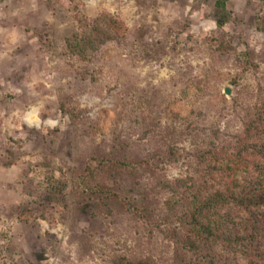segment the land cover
Returning a JSON list of instances; mask_svg holds the SVG:
<instances>
[{"label": "rangeland", "instance_id": "374dc122", "mask_svg": "<svg viewBox=\"0 0 264 264\" xmlns=\"http://www.w3.org/2000/svg\"><path fill=\"white\" fill-rule=\"evenodd\" d=\"M227 8L219 27L214 0H0V264L264 257V224L231 209L252 246L186 249L184 186L264 105V0ZM83 37L96 49L73 53Z\"/></svg>", "mask_w": 264, "mask_h": 264}, {"label": "trees", "instance_id": "16d2710c", "mask_svg": "<svg viewBox=\"0 0 264 264\" xmlns=\"http://www.w3.org/2000/svg\"><path fill=\"white\" fill-rule=\"evenodd\" d=\"M214 1L216 9L221 12L218 25L224 27L227 23L225 15L228 13L229 0ZM96 44L97 39L83 37L70 44V48L75 54H84L95 50ZM259 112L257 119L248 128L249 138L246 139L242 151L236 156H227L228 165L225 156L214 154L209 157L212 154L207 153L206 157L203 154L208 180L204 185L193 183V186H188V184L184 186L181 201L185 205V211L182 222L191 227V238L186 243V249L191 252H200L209 242L226 244L231 248L234 245H241L244 248L253 245L254 242L251 240L253 236H244L250 240L247 244L246 239L237 240L239 238L235 235V225L237 224H234L235 218L230 209L250 214L255 226L258 221L264 224V130L260 131L263 128L258 130V137L251 133L256 131L258 126H264V105L259 108ZM255 138L258 140L257 142H255ZM250 139L251 144H249ZM250 169L263 174V178L259 176L252 180L253 183L239 178L238 173L241 170L249 171ZM220 174L225 182L218 188L217 180L214 178ZM205 185H209V188H206ZM169 189L173 191L171 186ZM178 203L180 204L179 201ZM259 249L260 247L257 248V250ZM250 259L253 264H257L261 259L264 262V257L260 253L251 255ZM126 264H151V262H127Z\"/></svg>", "mask_w": 264, "mask_h": 264}, {"label": "water", "instance_id": "95a60500", "mask_svg": "<svg viewBox=\"0 0 264 264\" xmlns=\"http://www.w3.org/2000/svg\"><path fill=\"white\" fill-rule=\"evenodd\" d=\"M226 94H227V95H230V91H227Z\"/></svg>", "mask_w": 264, "mask_h": 264}]
</instances>
